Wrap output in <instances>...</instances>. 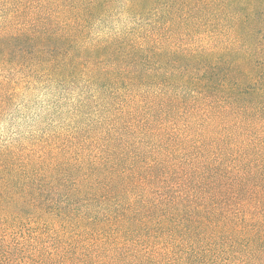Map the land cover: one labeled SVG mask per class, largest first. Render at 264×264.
<instances>
[{"label":"trees","instance_id":"obj_1","mask_svg":"<svg viewBox=\"0 0 264 264\" xmlns=\"http://www.w3.org/2000/svg\"><path fill=\"white\" fill-rule=\"evenodd\" d=\"M39 97L0 264H264V0H0V117Z\"/></svg>","mask_w":264,"mask_h":264},{"label":"rangeland","instance_id":"obj_2","mask_svg":"<svg viewBox=\"0 0 264 264\" xmlns=\"http://www.w3.org/2000/svg\"><path fill=\"white\" fill-rule=\"evenodd\" d=\"M46 106V99L39 97L38 100L30 102L26 108L16 106L15 109L6 111L0 117V145L15 134L24 135L38 129L41 127V121H44L43 126L48 130L50 124L60 123L66 119L64 114L56 116L53 111H48Z\"/></svg>","mask_w":264,"mask_h":264}]
</instances>
